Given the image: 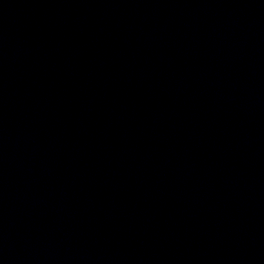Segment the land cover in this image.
<instances>
[{"label": "water", "instance_id": "obj_1", "mask_svg": "<svg viewBox=\"0 0 264 264\" xmlns=\"http://www.w3.org/2000/svg\"><path fill=\"white\" fill-rule=\"evenodd\" d=\"M221 0H0V264H209Z\"/></svg>", "mask_w": 264, "mask_h": 264}]
</instances>
